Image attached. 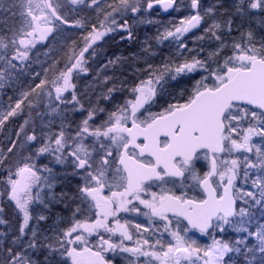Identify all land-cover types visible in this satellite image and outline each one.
Segmentation results:
<instances>
[{
	"label": "snow or ice",
	"instance_id": "obj_1",
	"mask_svg": "<svg viewBox=\"0 0 264 264\" xmlns=\"http://www.w3.org/2000/svg\"><path fill=\"white\" fill-rule=\"evenodd\" d=\"M154 7L188 14L145 21ZM142 23L171 55L152 63L146 38L93 66L105 37L131 42ZM69 30L81 43L57 67ZM34 64L39 82L0 106V132L24 116L0 148V226L3 201L20 214L0 264H264V0H0V90L41 77ZM54 202L69 215L49 234L32 205Z\"/></svg>",
	"mask_w": 264,
	"mask_h": 264
},
{
	"label": "trees",
	"instance_id": "obj_2",
	"mask_svg": "<svg viewBox=\"0 0 264 264\" xmlns=\"http://www.w3.org/2000/svg\"><path fill=\"white\" fill-rule=\"evenodd\" d=\"M110 2V1H109ZM187 0H185V3ZM216 0H204V3L212 4L215 3ZM231 3V0H225L226 6ZM87 15L94 16L95 13L91 10H88ZM188 11L186 9H182L180 12L177 13H171L164 15L160 11L153 9L149 13L144 15L145 21L148 19H152L155 21L163 22L164 24H167L170 20H177L179 17L183 15H187ZM130 23H135L131 17H129ZM161 25L159 23L154 24H148V23H142V24H135L134 33H135V39L131 42L127 40H121L120 34L116 33L113 34L112 37L109 39L107 38L102 42L103 44V53L102 55L98 56L93 61V66H97L98 63L106 62L108 58H114L116 56L120 57H130L133 53H140L141 47L143 45V42L147 38L149 42L152 44L153 49L157 52V56L153 58L151 61L154 64H159L161 60L168 55H171V53L174 51V49L168 44V42H165L163 45L157 46L155 40L153 39L156 35L157 29L160 28ZM68 39L64 40L63 44L57 43L54 47L53 52L50 54L52 59L59 60L60 63L57 65V67H62L64 60H65V52L67 51V45H70L72 40L77 41V45L81 43L79 40L80 33L76 32L75 30H69L68 32ZM191 35V33L189 34ZM191 47V44L189 45ZM45 51V49H41V52ZM41 59L43 60L44 57L42 56ZM48 63H51V59L48 61ZM48 64H34L33 70L35 72H41V77H36L35 80L32 79L30 75H26L24 77H21L17 83L12 84L11 86H5L3 90H0V106L6 107V105L9 103V97L12 98V101L14 102L19 95V92L26 89L28 85L38 83L39 79L43 76V68L47 67ZM131 71L132 69L127 67L125 65L123 68L119 69L116 72V75H120L121 72L124 74V76H127L131 78ZM112 73L109 72V75ZM49 76H51V72L49 73ZM90 82L89 80L85 79L81 81V84ZM24 116H17L13 117L9 120V122L6 124L4 131L0 132V148L7 149L9 146V137L15 138L14 134L18 130L20 124L23 123ZM23 139V136H21V140ZM41 163H48V161L44 158H41ZM55 172L59 174L61 172V168L59 166L55 167ZM4 173L0 171V177H3ZM76 181L74 179L72 180H63L58 181L56 184V187L54 191L56 193H60L61 191H69V189L74 190ZM0 187H3V185H0ZM4 206V219L7 220L9 223L7 226H0V230H5L9 232V236L15 233V230L20 222V214L18 210L15 208L14 204L11 202H7L6 200L3 201ZM32 208L35 209L33 212V215H35L36 211L42 212V214L46 215L48 217L47 220L41 221L39 223V230L42 232H48L51 234V229L56 225L58 218H66L69 215V212L67 209H65L64 205L61 203H52L49 207V209L45 210L43 205H36L33 204ZM61 226H63V223H61ZM229 236V235H228ZM226 236V238L228 237ZM7 242H5L3 245H0V247L6 246ZM37 259L42 260L43 254H39Z\"/></svg>",
	"mask_w": 264,
	"mask_h": 264
},
{
	"label": "rangeland",
	"instance_id": "obj_3",
	"mask_svg": "<svg viewBox=\"0 0 264 264\" xmlns=\"http://www.w3.org/2000/svg\"><path fill=\"white\" fill-rule=\"evenodd\" d=\"M86 55H87V54H86ZM189 235H193V233H189ZM228 235H229L228 238H234L233 234L229 233ZM193 238L197 239L198 242H199L201 245L208 244V243L211 242L210 240L201 237L200 234H198V235H197V234H194Z\"/></svg>",
	"mask_w": 264,
	"mask_h": 264
},
{
	"label": "flooded vegetation",
	"instance_id": "obj_4",
	"mask_svg": "<svg viewBox=\"0 0 264 264\" xmlns=\"http://www.w3.org/2000/svg\"><path fill=\"white\" fill-rule=\"evenodd\" d=\"M110 1V0H109ZM109 39L110 37H105V39L104 40H106V39ZM103 42V41H102ZM102 42H100V43H102ZM93 61H96V60H93ZM93 61H91V63L93 62ZM158 107L159 106H157L156 108H154L153 110L155 111V110H158ZM158 190V189H157ZM136 222H138V223H145V218H143V217H139V218H137L136 219ZM195 234H199V233H195ZM166 239H167V237H166ZM117 264H123V262L121 261V260H117Z\"/></svg>",
	"mask_w": 264,
	"mask_h": 264
},
{
	"label": "water",
	"instance_id": "obj_5",
	"mask_svg": "<svg viewBox=\"0 0 264 264\" xmlns=\"http://www.w3.org/2000/svg\"><path fill=\"white\" fill-rule=\"evenodd\" d=\"M155 8H157V7H155ZM158 9V8H157ZM164 13V12H163ZM166 14H168V13H166Z\"/></svg>",
	"mask_w": 264,
	"mask_h": 264
}]
</instances>
